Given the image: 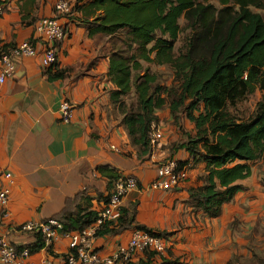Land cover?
<instances>
[{
	"label": "crops",
	"instance_id": "1",
	"mask_svg": "<svg viewBox=\"0 0 264 264\" xmlns=\"http://www.w3.org/2000/svg\"><path fill=\"white\" fill-rule=\"evenodd\" d=\"M59 1L8 0L0 16V47L33 40L39 52L20 57L12 79L0 83V172L12 173L11 180L0 182L10 189L8 217L0 214V234L17 248L35 245L36 235L18 230L22 223L89 210L100 215L117 179L110 178L111 173L133 174L139 187L124 197L123 217L95 240L101 257L127 246L133 230L146 226L169 236L165 255L169 264H245L246 260L264 264V236L257 235L264 226L262 178L252 166V175L238 180L244 189L217 216L196 209L189 189L203 184L200 177L206 163H187L190 153L185 148L172 152L175 141L183 142L185 134H194L196 128L187 120L188 129L182 122L175 125L168 108L158 113L165 132L161 147L140 159L111 101L110 91L117 87L108 75L107 36L90 37L85 24L63 17L67 35L59 44L53 72L67 73L50 79L35 25L42 17L54 16ZM64 102L74 107L69 121L63 120ZM166 119L171 123L166 122L165 128ZM171 154L186 163L187 175L177 189H155L151 182L157 164ZM69 251L68 239L60 236L49 247L32 252L30 260L49 258L67 264Z\"/></svg>",
	"mask_w": 264,
	"mask_h": 264
},
{
	"label": "trees",
	"instance_id": "2",
	"mask_svg": "<svg viewBox=\"0 0 264 264\" xmlns=\"http://www.w3.org/2000/svg\"><path fill=\"white\" fill-rule=\"evenodd\" d=\"M219 1L221 7L200 0H76L68 16L85 24L90 37H108V75L117 87L110 91L111 101L140 159L152 155L151 132L160 123V110L170 109L175 125L182 115L195 125L194 134L186 133L170 149L185 148L187 163L205 161L203 184L189 192L193 206L209 216L219 215L244 189L238 180L252 175L251 162L264 165V94L248 120L240 121L230 110L258 88L264 91V14L254 10L263 8L264 0ZM16 45L5 44L0 54ZM57 61L46 67L50 79L66 76V70L53 72ZM144 63L170 66L174 82L161 84ZM185 165L180 162L181 168ZM119 176L111 173L110 178ZM98 216L89 210L58 220L67 230H82ZM137 228L154 233L146 226ZM37 239L28 246L31 252L45 245L40 235ZM158 259L147 250L137 262L123 264H159ZM161 259L169 264L165 256Z\"/></svg>",
	"mask_w": 264,
	"mask_h": 264
},
{
	"label": "built area",
	"instance_id": "3",
	"mask_svg": "<svg viewBox=\"0 0 264 264\" xmlns=\"http://www.w3.org/2000/svg\"><path fill=\"white\" fill-rule=\"evenodd\" d=\"M8 0H0V16L6 11ZM74 4L69 0H60L56 4V14L52 17L41 18L35 25L37 39L43 42L44 50L42 63L45 67L58 60L59 44L67 35V25L62 21L63 17L72 15ZM38 48L33 41H25L17 44L0 54V83L12 79L16 71L17 60L20 57L36 56ZM73 105L64 102L63 120L69 121L73 116ZM163 130L159 124L153 125L151 140L153 149L161 147ZM186 169L180 167V161L176 157L162 159L157 164V174L151 182L155 189L168 190L178 186L186 177ZM1 178L12 179V173L0 172ZM139 187L138 179L133 174H122L119 176L109 194V200L101 214L84 229H65L63 223L51 218L45 221H27L22 223L18 230L40 235L45 247H49L60 236L68 239L70 251L65 262L67 264H123L126 261H134V258L144 256L145 251H154L157 256L167 255L171 242L168 235L149 233L146 230L135 228L127 246H120L112 255L103 258L96 251V238L98 233L106 230L113 222L118 221L123 215L121 212L124 197ZM10 189L0 183V214L8 217V202ZM32 252L29 247L17 248L9 243L0 234V258L3 264H61L49 258L40 262L30 260Z\"/></svg>",
	"mask_w": 264,
	"mask_h": 264
},
{
	"label": "rangeland",
	"instance_id": "4",
	"mask_svg": "<svg viewBox=\"0 0 264 264\" xmlns=\"http://www.w3.org/2000/svg\"><path fill=\"white\" fill-rule=\"evenodd\" d=\"M200 1L212 2L217 7H221L219 0H200ZM254 10L260 11L264 14V7L263 8L255 7ZM180 22L182 25H184L185 19L181 18ZM144 65L146 67H149L152 71L156 72L159 75V82L161 84L171 85L174 82V69L171 68L170 66H168V65L157 66V65H153V64H149V63H144ZM263 94H264V91L262 89L258 88L253 94L249 95L246 99L238 102L236 104V106H233V107L230 106V110L235 114V116L240 121L248 120L255 113L257 104L262 99ZM181 117L183 118V121L181 120L183 126L188 129V126H186L185 121L187 120L189 123H190V121L188 119H186V117L183 115ZM166 122L171 123L170 120L166 119L164 122L165 124H163L165 128L167 125ZM163 132H164V130H163ZM164 135L165 134H163V137H164ZM184 138H186V137L184 136ZM180 141H182V140H180ZM180 141H175V143L179 144ZM250 164L254 167V169L258 173V175L263 179V177H264V165H263L262 161L258 160L255 162H251ZM257 233H258L257 235L263 237L264 236V226H263V228L260 227L258 229ZM245 264H256V262L251 261V260H250V262L249 261L247 262V260H246Z\"/></svg>",
	"mask_w": 264,
	"mask_h": 264
}]
</instances>
